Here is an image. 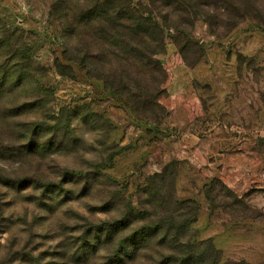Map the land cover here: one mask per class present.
Masks as SVG:
<instances>
[{"label":"rangeland","instance_id":"rangeland-1","mask_svg":"<svg viewBox=\"0 0 264 264\" xmlns=\"http://www.w3.org/2000/svg\"><path fill=\"white\" fill-rule=\"evenodd\" d=\"M129 2L163 33V46H150L163 83L138 75L133 58L123 69L108 57L100 73L90 41L80 64L73 26L84 8L54 14L52 0H0V42H18L42 70L37 80L52 91L55 114L86 107L107 122L94 131L74 121L79 143L39 155L13 133L20 121H5L11 100H0V264H110L134 231L160 221L155 203L145 207L154 218L136 214L162 189L172 200L164 220L182 216L174 253L182 264H264V0ZM9 59L11 49L1 50L0 67ZM116 69L126 83L112 87ZM146 87L164 90L154 106H130L116 91L133 96ZM64 173L78 176L79 187ZM60 183L50 198L43 186ZM102 229L119 234L114 245L105 233L109 240L95 241Z\"/></svg>","mask_w":264,"mask_h":264},{"label":"trees","instance_id":"trees-1","mask_svg":"<svg viewBox=\"0 0 264 264\" xmlns=\"http://www.w3.org/2000/svg\"><path fill=\"white\" fill-rule=\"evenodd\" d=\"M52 1L54 14L55 11H60V6L69 7L67 11L71 10L74 6L84 8V11L75 16L73 26L75 45H77L80 52H84L80 64L85 65L87 62V57H90L91 51L89 44L93 43V46L97 48L98 54L96 53L97 56L91 57L90 60H96V65L101 69L100 73H104L102 69H104L105 65L110 66L113 62L110 60L107 63L106 58L108 57H113L121 63H125L122 66L123 69H126L124 65H127L128 59L133 58L137 61V65H135L137 66V70L135 71L138 75L145 78L149 77L153 81L152 75L155 74L161 79V83L164 82L165 76L161 72L162 68L160 64L152 61V57H155L157 53L152 48L150 49L152 44L159 47L163 46V33L157 25L152 23V19L136 10H131L129 0H106L102 3L96 0V3L93 6L91 5L90 8H88L90 6L89 0ZM11 43V38H3L0 42V51H4L5 48L7 50L11 49V59L6 62H9L10 65L0 67V100L6 102L7 99L11 100L12 104H8L3 110L5 121L16 119L20 121V123L12 125L13 133L15 132V135L21 141H28L26 149L29 152L39 155L53 154L63 152L73 146V144L79 143L78 139L73 138L75 135L72 128L74 121H79L86 126H92L91 129L94 131L97 130V127H100V124L104 125L107 123L98 114L93 113L90 108L86 107L74 110L62 109L58 114H55L53 106H50L54 97L52 91L42 88L37 80L42 70L34 68L35 65H30L31 61L26 57V54L14 48V44L17 45L18 42H14L12 48ZM133 44L136 45L137 50L135 51L131 47ZM77 47H75V51H78ZM97 70L99 69L97 68ZM124 74L125 72L123 74L119 73L117 69L114 71L115 80H113L112 87L116 83L119 85L126 83ZM147 89L149 88L146 87L138 90L139 94L133 96L130 93L125 94L118 90L116 91L130 106H136L133 104V99L137 102H143L144 106H154L150 100L156 101L157 97L164 93V90L157 88L156 95V93L149 94ZM31 119L32 121L28 122ZM24 120L25 122L21 123ZM8 128V130H11L10 126ZM46 137L48 139L43 142L42 140ZM58 141H61V144H57L59 143ZM64 143H66L68 148H66L67 146ZM70 144L72 145L70 146ZM64 175L65 179L74 174L64 173ZM48 185L50 187L43 186V188L48 192L50 198L57 197L63 191L64 183L59 184L61 187H58V184ZM79 185L80 180L76 175L72 176L71 180H68V186L72 188H77ZM164 190L162 189L158 194L152 196V203L149 201V203L141 206L144 212L136 214L138 218L143 220L151 217L154 218L155 215L150 212L151 210H147L145 207H149L155 203L158 205V209L163 211V213L161 212L162 214L157 215L160 221L154 222L151 225H145L134 231L129 238L130 242L129 240L126 242L128 246L126 248L123 246L122 250H118L115 258H110V264L127 261L133 263L138 260L146 264L150 262L155 264L157 258L164 264L183 263L174 254L177 247H179L178 245H182V242L178 238L181 226H177L182 216H173L172 219L164 220V217L170 215L167 206L172 203V200L168 198L170 195H167V191ZM66 193L69 192L66 191ZM142 193L151 197V190L149 189L143 190ZM94 233L98 237L97 240L94 239L96 242L103 241V239L109 240V236L105 238V235H110V246L114 245L119 237V234L116 232L111 233L104 229L97 230ZM102 233H105V235L100 236ZM155 240H158V245L167 248L166 254L162 253V251L154 250L153 242ZM100 245L103 244L100 243ZM86 246V244L83 245V252L88 251L89 253L88 249L94 247V244L88 246V249ZM138 246L141 248L138 249ZM172 246L173 248H171ZM131 248L133 250L129 252ZM135 249H138L140 253Z\"/></svg>","mask_w":264,"mask_h":264}]
</instances>
